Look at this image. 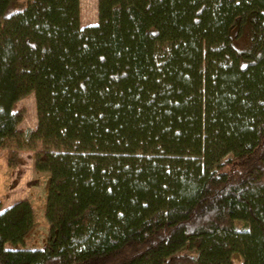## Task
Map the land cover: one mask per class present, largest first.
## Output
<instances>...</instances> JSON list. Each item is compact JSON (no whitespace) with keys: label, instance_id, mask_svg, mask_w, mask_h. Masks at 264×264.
I'll list each match as a JSON object with an SVG mask.
<instances>
[{"label":"trees","instance_id":"1","mask_svg":"<svg viewBox=\"0 0 264 264\" xmlns=\"http://www.w3.org/2000/svg\"><path fill=\"white\" fill-rule=\"evenodd\" d=\"M98 9L0 0V152L36 151L50 230L0 201V264H264V0Z\"/></svg>","mask_w":264,"mask_h":264},{"label":"rangeland","instance_id":"2","mask_svg":"<svg viewBox=\"0 0 264 264\" xmlns=\"http://www.w3.org/2000/svg\"><path fill=\"white\" fill-rule=\"evenodd\" d=\"M99 0H81V22L82 26H91L99 23ZM248 39L243 36L235 44L237 48L246 46ZM17 110L25 112V119L21 123V129L37 130L38 115L35 94L21 99L17 104ZM36 151L25 149L20 155V164L11 167L8 162V151L0 152V200L5 207L13 203L30 200L34 210L36 226L26 239V245L31 248H45L48 244L49 219L46 218L47 179L48 174L36 173L35 171ZM8 248H23L22 244L7 245ZM234 263L241 264L239 255L235 254Z\"/></svg>","mask_w":264,"mask_h":264},{"label":"crops","instance_id":"3","mask_svg":"<svg viewBox=\"0 0 264 264\" xmlns=\"http://www.w3.org/2000/svg\"><path fill=\"white\" fill-rule=\"evenodd\" d=\"M20 126H21V124H20ZM20 126H19V128H21ZM0 201H1V200H0ZM13 204H15V203H13ZM13 204H12V205H13ZM12 205H11V206H12ZM11 206H9V207H11ZM3 207H4V209L9 208V207H5V204H3Z\"/></svg>","mask_w":264,"mask_h":264}]
</instances>
